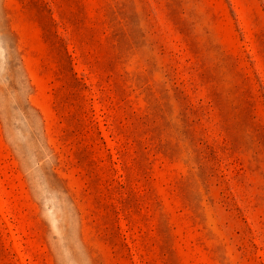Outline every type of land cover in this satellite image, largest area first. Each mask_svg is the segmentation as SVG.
<instances>
[{"label":"rangeland","instance_id":"1","mask_svg":"<svg viewBox=\"0 0 264 264\" xmlns=\"http://www.w3.org/2000/svg\"><path fill=\"white\" fill-rule=\"evenodd\" d=\"M0 264H264V0H0Z\"/></svg>","mask_w":264,"mask_h":264}]
</instances>
